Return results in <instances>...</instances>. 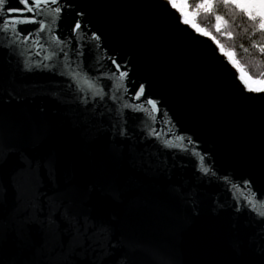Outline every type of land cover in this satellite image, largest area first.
I'll return each mask as SVG.
<instances>
[{
	"label": "water",
	"instance_id": "1",
	"mask_svg": "<svg viewBox=\"0 0 264 264\" xmlns=\"http://www.w3.org/2000/svg\"><path fill=\"white\" fill-rule=\"evenodd\" d=\"M27 5L0 6V264H264V91L171 0Z\"/></svg>",
	"mask_w": 264,
	"mask_h": 264
},
{
	"label": "trees",
	"instance_id": "2",
	"mask_svg": "<svg viewBox=\"0 0 264 264\" xmlns=\"http://www.w3.org/2000/svg\"><path fill=\"white\" fill-rule=\"evenodd\" d=\"M171 1L197 29L213 37L225 53L235 54L230 59L244 69L246 75H242L247 78L249 86H261L257 81H264V52L260 51L264 48V29L261 28V13L264 9L255 6L259 4L254 3V0H235L248 6V11L255 17L249 19L243 11L234 8L232 0L227 5L224 0ZM199 4H212L213 7L211 10L198 8ZM216 16L222 18L219 21L220 31L215 28Z\"/></svg>",
	"mask_w": 264,
	"mask_h": 264
},
{
	"label": "snow or ice",
	"instance_id": "3",
	"mask_svg": "<svg viewBox=\"0 0 264 264\" xmlns=\"http://www.w3.org/2000/svg\"><path fill=\"white\" fill-rule=\"evenodd\" d=\"M53 2H55V0H53ZM228 2H229V0H224V4L225 5H227ZM4 3H5V0H0V6H2ZM21 3H24L25 4V7L27 8V10H29V11L32 10L31 8H28L27 0H21ZM232 3H233L234 8L243 11L249 17V19H255V17L252 16V14L248 11V6L247 5L242 4V3H236L235 0H232ZM255 6L256 7H260L261 9H264V0H262V2L259 5H255ZM34 7H37L38 8L39 7V4L34 2ZM197 7L198 8H204V9L211 10L212 7H213V5L212 4H199V5H197ZM221 19L222 18L220 16H216L215 17V20L217 21V23L215 24L216 31H220L219 21ZM261 19H262L261 28L264 29V12L261 13ZM260 51L261 52H264V48H261ZM226 55H228L229 57H234L235 54L229 52V53H226ZM233 62L236 64L237 68H239V70L241 71V73L244 74V75H246V73H244V69L239 65V63L236 62L235 60H233ZM257 83H262V82L261 81H257ZM257 90L264 91V88L257 89Z\"/></svg>",
	"mask_w": 264,
	"mask_h": 264
},
{
	"label": "rangeland",
	"instance_id": "4",
	"mask_svg": "<svg viewBox=\"0 0 264 264\" xmlns=\"http://www.w3.org/2000/svg\"><path fill=\"white\" fill-rule=\"evenodd\" d=\"M262 2V0H254V3H256V4H260ZM183 14H184V19L186 20V21H188V22H190L191 23V21H189V19L187 18V16H186V14L183 12ZM223 51V50H222ZM224 52V51H223ZM239 69V68H238ZM241 72V71H240ZM242 74V73H241ZM242 77L245 79V81L248 83V80H247V78L245 77V76H243L242 75ZM249 85V84H248ZM250 88H252V89H255V90H257V89H261V88H264V81H262V83H261V86L259 87V88H257V87H251V86H249Z\"/></svg>",
	"mask_w": 264,
	"mask_h": 264
}]
</instances>
